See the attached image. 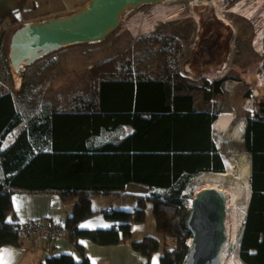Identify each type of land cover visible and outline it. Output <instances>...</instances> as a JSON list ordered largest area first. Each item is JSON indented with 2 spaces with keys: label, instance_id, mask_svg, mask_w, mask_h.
<instances>
[{
  "label": "trees",
  "instance_id": "obj_1",
  "mask_svg": "<svg viewBox=\"0 0 264 264\" xmlns=\"http://www.w3.org/2000/svg\"><path fill=\"white\" fill-rule=\"evenodd\" d=\"M5 23L11 24L8 56L11 35L23 23L16 11L0 20V25ZM162 41L161 46L154 35H145L135 46L94 67L89 86L78 97L74 94L71 107L43 106L42 113L30 119L7 148L3 140L25 117L15 95L0 91V249L20 247L25 239L36 243L23 234L28 223L57 222L19 219L14 195L56 193L62 203L73 202L65 237L82 259L61 253L41 264H94L85 256L80 239L101 246L130 244L146 259L145 264H153L156 253L160 264H184L192 238L187 228L190 208L185 202L189 184L201 173L225 169L210 131L207 136L200 131L206 114L208 129L216 119L213 105L206 112L196 102H210L225 91L223 80H193L182 75L180 42L174 36ZM124 124H133L136 131L122 139L98 141ZM244 148L251 155L252 196L239 256L245 264H264V116L249 123ZM131 182L150 188L147 194L134 193L137 203L132 209L93 207L96 196L126 194ZM149 201L156 234L133 240V224L145 222ZM98 214L113 226L82 227Z\"/></svg>",
  "mask_w": 264,
  "mask_h": 264
},
{
  "label": "rangeland",
  "instance_id": "obj_2",
  "mask_svg": "<svg viewBox=\"0 0 264 264\" xmlns=\"http://www.w3.org/2000/svg\"><path fill=\"white\" fill-rule=\"evenodd\" d=\"M217 1L219 15L225 20L219 18L214 6L204 5L199 0H170L165 4L144 7L134 13H139L136 18L144 16L147 20L154 17L152 12L157 9L168 14L167 19L170 18V20H156L151 33L143 34L141 26L139 27V36L134 37L127 29V22L133 17L131 15L124 20L120 29L104 42L77 44L51 53L34 65L27 67L22 79L14 74L9 65L6 69H0V91L10 90L15 95L17 107L25 117V121L17 126L16 131L27 127V122L42 113V107L47 104L50 108L56 104L59 108L71 107L75 103L72 100L74 94L78 97L81 91L85 90L84 87L89 86L90 79H92L91 70L94 67L106 60L115 58L129 47L135 46L136 42L145 35H154L161 41V46L163 45V37H176L181 44L179 54L183 53L180 59L181 65L194 59L195 54H197V60L189 65L192 68L191 74L196 78L201 77L202 72L211 68L209 72L213 75L210 74L209 78L205 76L207 78L203 79L218 80L221 77L219 72L225 69L227 64L229 65L225 69L226 72L230 69H237L242 73L246 63L244 59L248 58L249 54L247 53L250 49L252 50L249 39L264 29V14L250 16L248 19L240 13L249 9L256 10L264 7V0H244L243 6L240 7V13L231 12L230 9L240 3L241 0ZM232 1L235 2L232 4ZM256 40L260 42L261 49L264 46L263 41H260L259 38ZM182 67L181 71H183ZM256 85L252 79L251 86L256 88ZM223 88L225 91L223 102L235 108L237 115L244 117V82L229 79L224 83ZM116 138L112 132H106L98 138V141ZM224 153L223 158H238L240 155L246 154L251 159V155L244 148L243 140L229 144ZM200 175L195 176L189 184L185 198L187 205L189 199L195 195V188ZM126 191L128 193L122 195L103 194L96 196L93 199V207L99 210L106 207L132 209L137 203L134 193L147 194L150 188L144 184L131 182ZM64 205L58 208V212L62 217L67 218L73 202L68 201ZM132 230L133 240H140L147 234H156L152 202L147 203L145 222L134 223ZM241 237L230 248H227V252L236 263L245 264L239 256V251L238 255L236 253L237 248L240 250ZM40 243L38 242V244ZM35 262L33 259L31 264H36ZM153 264H160L159 253L154 255Z\"/></svg>",
  "mask_w": 264,
  "mask_h": 264
},
{
  "label": "water",
  "instance_id": "obj_3",
  "mask_svg": "<svg viewBox=\"0 0 264 264\" xmlns=\"http://www.w3.org/2000/svg\"><path fill=\"white\" fill-rule=\"evenodd\" d=\"M164 1L168 0H89L80 9L63 15L25 21L11 35V69L22 79L27 67L47 55L77 44L104 42L127 17ZM207 1L211 6L212 0ZM189 208L187 228L192 238L184 264H221L228 244L225 191L203 189L195 193Z\"/></svg>",
  "mask_w": 264,
  "mask_h": 264
},
{
  "label": "crops",
  "instance_id": "obj_4",
  "mask_svg": "<svg viewBox=\"0 0 264 264\" xmlns=\"http://www.w3.org/2000/svg\"><path fill=\"white\" fill-rule=\"evenodd\" d=\"M89 0H0V20L9 12L16 11V16L22 23L29 20H37L51 16L63 15L85 6ZM139 13L135 14L136 17ZM11 30V24L5 23L0 25V69H6L9 65V56H7V35ZM181 65V63H180ZM11 66V65H9ZM183 70V68H182ZM211 68L206 70L205 75L195 77L191 73L181 71L182 75L193 80H201L207 78L211 72ZM216 72V71H215ZM213 75V74H212ZM207 76V77H205ZM209 78V77H208ZM213 82L212 79H206ZM225 95V94H224ZM224 95L214 97L210 102H200L201 108L206 112L208 107L213 105L212 113H216V119L210 124L208 129V115H205L204 124L200 131L205 136L210 131V136L216 148L224 157L226 147L233 142L239 141L233 134L236 127L244 125L242 140L244 141L247 129L245 116L237 115L236 109L223 102ZM195 105V106H196ZM222 113H230V127L227 131H218L215 127V122ZM147 117L148 114H146ZM136 128L133 124H124L119 131H114L113 136L115 140L122 139L128 135L133 134ZM210 138V140H211ZM107 141V140H106ZM213 152H211L212 155ZM223 158V162L225 163ZM14 206L19 219H34V220H50L57 219L59 223H65V217H62L58 208L65 206L61 198L56 193L53 194H28L16 193L14 195ZM132 202V201H131ZM130 202V203H131ZM69 210V209H68ZM72 210V208H71ZM69 210V211H71ZM107 225V226H105ZM113 222L105 219L102 214L95 215L89 220L82 223L83 228H108L112 227ZM80 244L83 246L85 256H87L94 264H145L146 259L134 251L130 244H118L112 246H101L94 243L90 239H80ZM61 253H72L77 259H82V254L76 246L70 242L66 237L55 242H41L33 243L30 240H24L20 247L6 245L0 249V264H31V261H36V264H41L48 257L58 255ZM33 256V257H31Z\"/></svg>",
  "mask_w": 264,
  "mask_h": 264
},
{
  "label": "bare ground",
  "instance_id": "obj_5",
  "mask_svg": "<svg viewBox=\"0 0 264 264\" xmlns=\"http://www.w3.org/2000/svg\"><path fill=\"white\" fill-rule=\"evenodd\" d=\"M169 1V0H168ZM204 5H209L207 0H199ZM167 1L162 3H158L155 5L165 4ZM217 0H212V7L216 8L217 14L220 19L225 20L224 17L219 15L217 9ZM244 0H241L240 3L234 5L230 11L235 13H240V7L243 6ZM264 8V7H263ZM242 14L244 17H252L256 14L257 10L249 9L243 11ZM154 17L150 20H147L144 16L139 17H131V20L127 22V29L131 32L134 37L139 36V27L142 26L143 34H148L153 31V25L156 20L167 19L168 14L163 12L161 9L154 10L152 12ZM264 14V9L263 13ZM132 16H135L132 15ZM255 46L260 50V42L258 40L255 41ZM230 117L232 114L230 113H222L217 121L215 122V127L218 131H227L230 127ZM22 124V123H21ZM20 124V125H21ZM17 128V127H16ZM18 129V128H17ZM14 130V129H13ZM12 130V131H13ZM244 125H240L235 128L234 136L242 141ZM20 131V130H19ZM14 138L10 137L4 140L3 148H7L13 144ZM223 172H205L201 174L197 181V186L195 188V193L200 192L206 188H219L225 191L227 195V206H228V220H227V229H228V244L227 248H230L239 237L242 236L244 231V223L246 220L247 211L249 208L251 196H252V188H251V175H252V166L251 159L246 154L240 155L238 158H226L224 164ZM188 205L191 206L193 202V198L189 199ZM46 242H55L53 240H49ZM237 248V255H238ZM221 264H240L236 263L232 256L226 251L223 253V261Z\"/></svg>",
  "mask_w": 264,
  "mask_h": 264
},
{
  "label": "flooded vegetation",
  "instance_id": "obj_6",
  "mask_svg": "<svg viewBox=\"0 0 264 264\" xmlns=\"http://www.w3.org/2000/svg\"><path fill=\"white\" fill-rule=\"evenodd\" d=\"M263 7L257 8V12L254 16H260L263 13ZM250 18V17H246ZM256 31V29H255ZM259 38L260 41H263L264 44V29L259 33L258 35L251 36V39H249V44L252 46V50L250 49L247 54L248 58L244 59L246 61L245 66L243 67V72L240 73L237 69H230L226 72L225 69H227L228 65L225 69L221 70L219 72L218 80H223L224 83L229 79H236L237 81H243L244 82V113H245V120L247 123V127L249 126V123L261 116H264V46L259 50L255 46L256 39ZM229 55V53H227ZM194 60H197V54H195L194 59L182 64L181 67L184 71L187 73H192V68L189 66L190 64L194 63ZM226 60H228V57H226ZM226 72V73H225ZM224 73V74H223ZM202 75L205 74V72L201 73ZM200 74V75H201ZM243 74V75H242ZM199 75V76H200ZM201 75V76H202ZM254 80L256 82V88L251 86V80ZM259 87V88H258ZM257 89V90H255ZM259 89V91H258Z\"/></svg>",
  "mask_w": 264,
  "mask_h": 264
},
{
  "label": "built area",
  "instance_id": "obj_7",
  "mask_svg": "<svg viewBox=\"0 0 264 264\" xmlns=\"http://www.w3.org/2000/svg\"><path fill=\"white\" fill-rule=\"evenodd\" d=\"M17 128L11 131L7 135L6 139H8L9 136H13V133L15 134L13 137H16L20 132V131H16ZM3 143H4V140H3ZM67 233L68 231L65 226V223H59V222H52V223H47V224L28 223L23 229V234H27L31 239H34L36 243L46 242L49 240L58 241L64 238L67 235Z\"/></svg>",
  "mask_w": 264,
  "mask_h": 264
},
{
  "label": "snow or ice",
  "instance_id": "obj_8",
  "mask_svg": "<svg viewBox=\"0 0 264 264\" xmlns=\"http://www.w3.org/2000/svg\"><path fill=\"white\" fill-rule=\"evenodd\" d=\"M105 226H107V225H105Z\"/></svg>",
  "mask_w": 264,
  "mask_h": 264
},
{
  "label": "clouds",
  "instance_id": "obj_9",
  "mask_svg": "<svg viewBox=\"0 0 264 264\" xmlns=\"http://www.w3.org/2000/svg\"><path fill=\"white\" fill-rule=\"evenodd\" d=\"M16 138V137H15Z\"/></svg>",
  "mask_w": 264,
  "mask_h": 264
}]
</instances>
